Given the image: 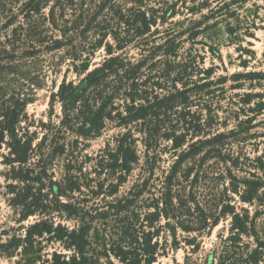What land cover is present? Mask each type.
Wrapping results in <instances>:
<instances>
[{
	"label": "trees",
	"instance_id": "obj_1",
	"mask_svg": "<svg viewBox=\"0 0 264 264\" xmlns=\"http://www.w3.org/2000/svg\"><path fill=\"white\" fill-rule=\"evenodd\" d=\"M227 5L220 0H43L19 8L26 22L15 24L13 16L4 22L6 29L13 27L0 40V194L12 212L0 220V258L14 264H154L167 254L161 241L166 228L179 225L192 232L193 223L213 227L221 216H230L229 234L206 264H264V244L252 248L243 242L256 231L260 212L252 213L249 205L262 198L264 159L257 156L252 162L246 154L227 152L236 131L214 129L213 98L205 108L191 109L193 95L213 97L225 78L214 79L210 67L204 78L194 80L193 57L179 56L183 37L195 40L205 21ZM44 8L42 21L38 16ZM197 14L201 18L192 19L189 28L164 29L178 15ZM132 47L140 49V57L130 54ZM64 48L80 78L65 77L52 96L61 101L62 124L81 134H87L79 130L84 126L99 132L112 124L122 130L116 148L108 144L96 158L98 179L84 172L88 157L79 158L73 145L68 152L60 130L49 135L52 125L43 120L37 125L28 113L35 99L31 82L28 92L7 85L6 74L15 73L23 57ZM100 48L105 54L92 67V55ZM209 48L221 55L218 47ZM204 126L209 132H203ZM161 139L172 141L174 160L168 168L158 165ZM62 158L65 176L54 180L52 169ZM137 168L142 172L129 190L106 199ZM240 172L248 176L241 178ZM226 180L231 189L223 186L213 198L210 185ZM113 185L115 190L106 191ZM201 185L210 187L204 201ZM83 187L95 198L90 205L66 194ZM229 190L248 206L238 207ZM177 241L176 236L175 247Z\"/></svg>",
	"mask_w": 264,
	"mask_h": 264
},
{
	"label": "rangeland",
	"instance_id": "obj_2",
	"mask_svg": "<svg viewBox=\"0 0 264 264\" xmlns=\"http://www.w3.org/2000/svg\"><path fill=\"white\" fill-rule=\"evenodd\" d=\"M31 1L33 0H0V40L4 41L7 39L8 34L11 35L13 26L9 30L3 27L8 18L13 16L15 24L26 22L23 13L19 16V8L29 7L34 2L38 5L39 3L43 4V0H34L32 4ZM214 3L218 2L214 1ZM220 5H227V7H222L220 15L216 18L205 21L201 28L202 32L195 40H190L187 35L183 37L179 56L181 59L189 56L193 57L194 62L191 64V69L194 80L204 78V70L210 67L215 69L214 79L225 78L224 82L217 83V91L213 97H210L211 95L207 93L193 95L194 103L191 109L193 111L201 110L213 98L215 110L211 119L215 124L214 129L220 131L235 129L236 131V135L229 141L227 152L229 150L235 153L241 152L254 162L257 156L264 159V0H248L247 2L245 0H220ZM46 10L47 8L41 10L38 19L42 18L43 21ZM208 11V9L203 10L204 14L209 13ZM194 18L200 19L201 17L199 14L194 17L192 15L188 16V18L178 15L165 25L164 29L184 30L191 26ZM43 25L40 24L41 27ZM94 38L95 36H92L91 39L94 40ZM158 40L161 42L160 38ZM79 45L83 47V44ZM212 45L220 49V56L212 54L209 48ZM87 48L91 47L87 46ZM76 50L79 51L78 48ZM129 50L131 55L140 57L139 48L132 47ZM67 54H69L68 48H64L57 51L39 52L35 57H23L22 60H19V63L16 61L18 67L15 73L6 74L7 85L12 90L25 89L28 92L26 88L31 82L35 99L33 102H29L28 113L38 121L37 125L41 120L52 125V128L48 130L49 135L55 134L56 130H60L61 137L68 143V152L72 151L73 145L79 158L86 160L88 157L89 161L85 164L84 172H91V177L98 179L96 173L93 172L96 167V158L104 155V152L108 149V144L111 150L116 148L115 140L122 130L112 124L107 125L99 132L92 131L89 129L90 127L84 126L80 127L79 130H83L87 134H81L75 128L68 129L62 124L64 114L61 101L58 99L52 100V96L57 93L59 84L65 77L67 81L76 82L80 78L71 56ZM104 54L103 48L95 51V54L92 55V67L95 66L94 62H99ZM75 126L76 128L79 127V125ZM202 130L203 132H209L210 129L204 126ZM39 131L41 136L43 134L42 130ZM199 137L201 136H194L195 139ZM171 145V140L161 139L159 141L157 153L160 155V161L158 165L162 168H168L174 160L170 153L172 151ZM140 148L143 149V147ZM143 161L142 159L141 164H143ZM62 164L63 158L55 163L52 169L55 174L54 180H62L65 176V168ZM186 164H190V161ZM3 169L4 166H1L0 170ZM141 172V168L135 169L129 181L121 185L116 194L108 197L105 194L100 195L99 199L106 197V199L111 200L123 196L136 182V177ZM160 172V170H157V173ZM121 173L119 171L117 176ZM239 174L241 178L248 176L245 172ZM104 176L105 174L101 178ZM107 176L111 177L110 175ZM112 180L117 183L116 179ZM2 182L3 179L0 175V183ZM91 184H94V182H91ZM201 186V190L204 192L201 197L203 201L206 200V194L209 192L207 189L210 187L213 188L210 189L212 193L215 191L213 198L222 192L223 186H228L231 189L229 180L218 185H210V187L208 185ZM105 189H107L106 191L115 190L116 187L113 185L110 186V189L108 187ZM260 192L262 198L257 199L255 204L249 205L252 213L260 212L256 221V231L250 237L245 236L243 240V242L249 243L252 248L264 244V187ZM66 194L77 199L89 200V205L95 199L94 197L89 198L91 193L87 187H83L82 192L73 191ZM229 194L236 201L239 200L238 194L231 190H229ZM147 196L145 194V199H147ZM232 203L236 202L233 201ZM237 205L238 207L248 206L247 203L241 201H238ZM11 212L12 208L8 205L6 198L0 194V220L5 219V216ZM30 220H34V217L31 216ZM164 222L165 219H163ZM63 223L72 224L68 220H64ZM172 225H175L173 221ZM230 227L231 217L221 216L219 223L213 227H204L198 223H193L192 232L185 231L179 225L174 226L171 230L166 228L162 233L161 241L164 248H167V254L160 256L154 264H183L185 261L189 264H206L208 259L212 258L213 251L222 247V236L226 237L229 234ZM176 236L178 240L177 247H175ZM188 240L192 241L188 243ZM0 264H14V260L0 258Z\"/></svg>",
	"mask_w": 264,
	"mask_h": 264
}]
</instances>
